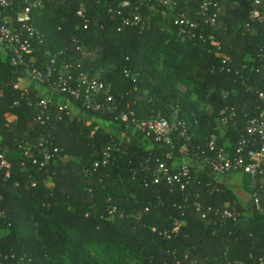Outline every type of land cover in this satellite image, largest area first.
<instances>
[{"label":"trees","instance_id":"trees-1","mask_svg":"<svg viewBox=\"0 0 264 264\" xmlns=\"http://www.w3.org/2000/svg\"><path fill=\"white\" fill-rule=\"evenodd\" d=\"M29 1L16 0L3 17L14 16ZM84 1L86 28L76 14L79 0H49L33 13L42 42L33 41L28 65L43 66L57 56L59 63L79 65L89 75L101 70L117 110L91 112L59 94L79 113L69 106L60 111L62 103L53 102L40 122L39 91L14 88L21 72L0 54V148L10 164L8 177L0 170V263L122 264L121 256L129 251L141 256V264H264V184L252 186L242 174L250 194L243 206L197 154V148L207 150L210 134L217 135L218 146L232 150L258 114L256 92H264V59H259L264 25L253 23L242 33L240 27L250 21V0H218L216 23L190 36L179 33L174 19L193 17L204 0H172L171 7L155 0H130L128 7L120 6L124 0ZM135 11L144 24L134 20ZM162 12L169 15L168 29L158 25ZM151 14L156 18L146 21ZM126 17L133 24L122 26ZM224 58L229 61L223 63ZM253 66L262 68L260 73L250 70ZM179 80L194 86L211 113L198 112L179 95ZM176 106L181 117H189L187 134L192 135L185 159L192 182L184 192L170 190L154 177L162 161L176 171L184 141L177 135L176 149H170L121 121L130 110L137 119L168 118ZM222 118L227 120L224 131ZM54 148L60 151L44 162L42 152ZM105 151L111 154L108 163L95 167ZM124 182L125 190L116 193L114 187ZM195 202L218 210L236 203L240 216L237 222L219 215L201 220ZM175 219L180 221L177 232L169 239L160 235L171 232Z\"/></svg>","mask_w":264,"mask_h":264},{"label":"built area","instance_id":"built-area-1","mask_svg":"<svg viewBox=\"0 0 264 264\" xmlns=\"http://www.w3.org/2000/svg\"><path fill=\"white\" fill-rule=\"evenodd\" d=\"M16 0H0V49H3L5 57H7L11 65L18 67L20 72H25L28 79L32 81L46 84L53 92L66 95L74 99L76 102H82L85 109L91 112L104 110L105 112H115L117 110V103L114 96L111 94L110 89L98 77L89 75L87 72L79 70V65L72 66L68 63H59L57 56L49 58L43 66H33L29 68L28 62L33 58V41L38 39L39 43L42 42L39 30L32 24L33 13L39 12L43 7V3L49 0H31L24 7H22L14 16L3 17V12L6 11L10 5ZM68 1V0H67ZM164 6L173 4L172 0H155ZM226 1V0H222ZM79 7L77 9V16L84 19L85 28L87 20L85 19L86 4L84 0H79ZM141 3H147L149 0H140ZM234 4H236L234 2ZM251 10L249 15V22L242 25V33L249 31L251 24L257 23L264 25V0H250ZM121 7L130 6V0H124ZM135 10H138L137 7ZM218 0H204L196 11L193 17H188L185 14H180L174 19V25L179 28V33L182 36H190L201 26H212L216 23L218 17ZM132 17L136 22H142V17L137 11ZM120 14V11H118ZM133 24L131 17H126L123 20L122 26ZM122 26L117 31L122 30ZM209 40L220 51L221 46L217 44L213 35L209 36ZM260 61L264 59V51L259 55ZM229 61L224 58L223 63ZM242 68L248 69L247 65ZM264 68V64L262 65ZM260 67L255 68L256 73H260ZM264 79V76H263ZM19 85H14L18 88ZM223 97H227L228 93L221 92ZM259 104L257 106L258 114L247 122L244 134L240 137L237 145L229 150L226 145H217L218 137L216 134H210L208 137L207 150L197 148L198 153L203 156L209 168L219 176H227L229 174H244L252 181V186L255 184H264V92H256ZM53 102L49 99H43L41 102V111L37 116V120L43 122L46 116V111ZM17 104V103H15ZM65 104H60L58 109L64 111ZM181 108L176 106L172 108V112L168 118H150V119H137L133 111H128L121 116V121L125 123L126 127L133 126L139 130L144 137L152 138L155 142L165 144L170 149H176L174 139L180 137L178 140L184 142L178 148V156L180 162L177 164L176 171L167 166L165 162H159V166L154 173L155 181L163 180L170 186V190H180L184 192L192 182L191 172L185 163L188 156L189 145L191 143V134H187L188 125L183 117L179 114ZM221 124L226 125L227 120L222 118ZM235 124V122H233ZM177 139V138H176ZM60 150L54 148L52 152H42L43 161H49ZM27 154V153H25ZM171 153L165 154L166 159H170ZM28 156H31L28 154ZM111 154L105 151L100 161H96L94 166H105L108 163ZM33 163H37L33 160ZM5 169V176H9L10 164L5 158V154L0 148V170ZM185 195V194H184ZM184 203H187V196H185ZM256 209L261 210L259 207L258 197H255ZM236 203L229 208L218 210L203 203L195 202L193 207L196 214L201 220H208L211 216H220V219L238 221L240 216L237 211ZM113 208L109 213H113ZM180 226V221L175 219L171 232L165 230L161 232L165 238H170L171 233H176Z\"/></svg>","mask_w":264,"mask_h":264},{"label":"crops","instance_id":"crops-1","mask_svg":"<svg viewBox=\"0 0 264 264\" xmlns=\"http://www.w3.org/2000/svg\"><path fill=\"white\" fill-rule=\"evenodd\" d=\"M17 84L19 86H25V87H31L35 88L39 91V95L43 99H49L52 102H58L59 104H65L66 106H69L71 108V111L75 113H79L77 108L66 101V99L59 94L53 92L51 89H49L47 86H44L38 82L32 81L31 79H28L25 72H21L20 75H18V82ZM85 119H90L91 117L84 115ZM108 127L112 129L114 132L120 133V128L118 126H114L111 123H107ZM145 147H148V145L145 144ZM245 178L242 174H232L231 176H220L218 178V181L222 184L229 185L231 189L235 192L238 202L243 205L247 206L248 202L250 200V194L248 188L245 186Z\"/></svg>","mask_w":264,"mask_h":264},{"label":"rangeland","instance_id":"rangeland-1","mask_svg":"<svg viewBox=\"0 0 264 264\" xmlns=\"http://www.w3.org/2000/svg\"><path fill=\"white\" fill-rule=\"evenodd\" d=\"M168 16L169 15L167 14V12L166 13L165 12L161 13L160 18L157 20L158 21V25L160 27H164L166 29L169 28L170 21L168 20ZM149 17H150V19H155L156 15H153V14L149 15L148 19L146 21L149 20ZM164 40H168V37H166ZM163 42L165 43L166 41H163ZM0 51H2V53L4 54L3 49H0ZM161 61L162 60L160 59V62ZM159 68H162V67H159ZM108 69H110V68L108 67L105 70H108ZM100 71H97L98 73L97 72L94 73L93 76L95 75V76H98L100 78V74L102 72V71L101 72ZM130 76H131V78L132 77L135 78V74H130ZM175 90L179 93L180 96L184 97L188 101L190 100V102L194 105V108L197 109L198 112L202 111V112H206V113H211V110H212L211 106L209 104H207L205 101L200 100L197 97V95L195 93L194 86L190 82H188V81H183L182 82L181 80L177 81L175 83ZM192 115L194 116L193 113H192ZM192 115H191V117H192ZM185 118H187V117H185ZM185 118H183V119L186 122V124L188 125V120L187 119H189V117L187 119H185ZM106 126H108V125L106 124ZM220 127H221V129L223 131L225 130V125L224 124H221ZM125 186H126L125 182L124 183H120V184H118L117 186L114 187V190H115L116 193L123 192L125 190V188H126ZM120 261L122 262V264H141V256L137 255L135 253L126 251V253L121 256Z\"/></svg>","mask_w":264,"mask_h":264}]
</instances>
